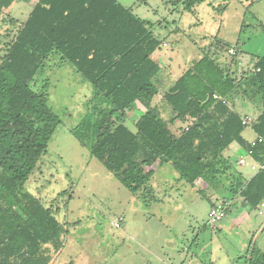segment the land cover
Returning a JSON list of instances; mask_svg holds the SVG:
<instances>
[{
    "label": "trees",
    "instance_id": "trees-1",
    "mask_svg": "<svg viewBox=\"0 0 264 264\" xmlns=\"http://www.w3.org/2000/svg\"><path fill=\"white\" fill-rule=\"evenodd\" d=\"M14 2L0 0V13ZM199 3L184 0V9L193 12ZM162 45L153 23L118 0L38 1L0 63V264H51L68 234L52 209L25 191L63 123L48 93L33 85L55 55L92 86V103L77 128L89 132L91 156L131 194L146 190L159 163L194 188L198 180L216 190L229 181L228 195L241 197L248 209L264 203V109L249 142L243 135L249 123L228 104L242 93L264 107V55L240 77L239 62L224 69L215 57L202 56L161 93L173 116L167 122L150 104L160 95L163 68L153 54ZM137 103L147 110L134 132L125 122ZM176 122L183 124L179 135L170 129ZM234 143L261 167L251 178L224 156ZM245 259L264 264V251L250 247Z\"/></svg>",
    "mask_w": 264,
    "mask_h": 264
},
{
    "label": "rangeland",
    "instance_id": "rangeland-1",
    "mask_svg": "<svg viewBox=\"0 0 264 264\" xmlns=\"http://www.w3.org/2000/svg\"><path fill=\"white\" fill-rule=\"evenodd\" d=\"M118 1L153 23L163 41L153 54L163 68L160 95L150 104L162 110L167 122L173 116L164 108L161 93L202 56L215 57L224 69L239 62L240 77L264 55V0H200L193 12L185 11L184 0ZM24 11L10 14L17 20L0 13V63L26 20ZM33 85L48 93L63 121L25 187L68 230L60 261L78 264L81 253L85 264H245L250 247L264 251V203L257 210L246 208L241 197L228 195L229 181L216 190L198 180L194 188L181 181L170 164L156 163L146 190L133 195L92 157L90 134L77 126L89 111L93 89L71 64L52 56ZM228 104L249 118L243 135L254 140L251 125L264 109L263 101L252 102L240 93ZM146 110L137 103L127 112L130 130L136 132L135 123ZM182 128L178 122L170 125L175 135ZM224 156L246 178L258 170L239 164L240 159L255 163L236 143ZM223 199L231 201V208L212 227L210 207Z\"/></svg>",
    "mask_w": 264,
    "mask_h": 264
},
{
    "label": "crops",
    "instance_id": "crops-1",
    "mask_svg": "<svg viewBox=\"0 0 264 264\" xmlns=\"http://www.w3.org/2000/svg\"><path fill=\"white\" fill-rule=\"evenodd\" d=\"M38 1L39 0H15V2H14V4L9 8V9H7V10H4L3 11V14L4 15H8V17H10L11 19H15V20H17V18H13L10 14L11 13H14V12H18V13H22V11H24V13L26 14V20H27V18L29 17V15H30V13L32 12V10L34 9V7L36 6V4L38 3ZM21 3H23V4H21ZM28 6V9L26 10V8H24V6ZM25 6V7H26ZM15 9V10H14ZM14 11V12H13ZM23 13V14H24ZM10 15V16H9ZM15 15V14H14ZM18 15V14H17ZM25 20V21H26ZM24 21V22H25ZM23 22V23H24ZM237 107V106H236ZM241 117L244 119V117H243V115H241ZM246 118V117H245ZM248 118V117H247ZM249 119V118H248ZM251 121L249 120V123H250ZM257 137L255 136V138H254V140H248L249 142H254L255 141V139H256ZM259 235H257V237H258ZM260 238V237H259ZM62 251H63V249H62ZM60 254H61V252H60ZM59 254V255H60ZM59 255H57V256H55V258H54V260H53V262L51 263V264H69L68 263V261L67 262H63V261H60L59 259H60V256ZM77 262H78V264H85L84 263V261H86V259H85V256H82L81 255V253H80V255L78 256V258H77V260H76ZM184 264H187V263H184ZM188 264H190V262L188 263Z\"/></svg>",
    "mask_w": 264,
    "mask_h": 264
},
{
    "label": "built area",
    "instance_id": "built-area-1",
    "mask_svg": "<svg viewBox=\"0 0 264 264\" xmlns=\"http://www.w3.org/2000/svg\"><path fill=\"white\" fill-rule=\"evenodd\" d=\"M166 46V44H165ZM244 124L249 123L248 118L243 119ZM239 164L242 166L250 167L252 171H256L257 169H260L257 167L256 164H249L245 159H240ZM231 208V201H220L217 202L209 211L208 214V224L212 227H214L219 221H221L223 218H225L229 212V209Z\"/></svg>",
    "mask_w": 264,
    "mask_h": 264
}]
</instances>
